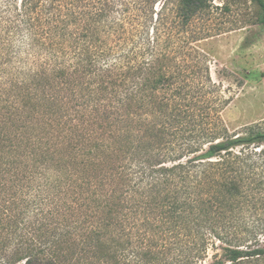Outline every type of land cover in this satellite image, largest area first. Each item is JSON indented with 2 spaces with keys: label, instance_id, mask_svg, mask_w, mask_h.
<instances>
[{
  "label": "trees",
  "instance_id": "16d2710c",
  "mask_svg": "<svg viewBox=\"0 0 264 264\" xmlns=\"http://www.w3.org/2000/svg\"><path fill=\"white\" fill-rule=\"evenodd\" d=\"M254 1L264 25V0ZM8 3L0 21V146L17 165L18 201L13 210L0 207V264H206L209 249L222 250L213 264L264 259V130L202 133L181 120L196 95L206 104L200 109L210 100L204 87L194 91L180 78L179 60L164 67L161 21L153 36L136 32L127 36L140 41L113 46L96 24L77 33L79 15H99L80 0ZM178 6L174 20L186 27L211 0ZM190 39L180 45L193 49ZM39 42L60 57L53 65L43 58L41 70L25 58ZM10 62L29 68L13 71ZM123 73L136 76L137 91L122 87L117 96L121 86L106 79ZM69 77L100 82L77 89L63 83ZM165 81L169 93L161 91ZM66 92L76 108L93 110L94 122L76 119L55 142L45 113L66 108Z\"/></svg>",
  "mask_w": 264,
  "mask_h": 264
},
{
  "label": "rangeland",
  "instance_id": "374dc122",
  "mask_svg": "<svg viewBox=\"0 0 264 264\" xmlns=\"http://www.w3.org/2000/svg\"><path fill=\"white\" fill-rule=\"evenodd\" d=\"M9 1L14 0H0V21L2 14H6L10 9ZM179 2L180 0H80L83 11L87 7L94 12L97 11L99 15L95 20L89 15H79L74 25H78L77 33L83 35L86 31L85 27L96 24L101 30L99 32L101 40L115 46L126 41H140V38L127 36L136 32L153 36L155 33L152 27L161 21V59L165 61L164 67L173 68L172 61L179 60L177 65L174 64L176 65L174 69L180 78L186 80L194 91L204 87L207 90L206 99L210 100L208 107L200 109L198 103L206 104L205 101L197 100L199 95H196L188 102L187 113L180 115L181 120L187 124L196 122L199 130L196 132L203 130L202 133L206 132L205 129L212 130L214 127L222 129L225 127L229 134L240 132L245 134L251 128L264 130V25L260 21L262 11L259 4L254 0H211V6L197 12L185 27L181 18L177 17L174 20ZM175 23L177 28L174 26ZM183 36L191 37L189 43L196 50L180 45ZM84 39L86 38L82 40ZM77 40L81 39L77 38ZM94 41L100 40L94 39ZM39 46L35 51H30L28 48L25 50V58H31V62L36 63L37 69L41 70L44 66L43 58L46 60L53 58L50 61L51 65L54 64V58H60L55 53H47L48 49H43L40 42ZM64 47L60 46L62 50ZM139 54L142 55L141 57H150L145 52L138 53V57ZM40 60L42 61L37 63ZM10 63L9 67L13 71L14 68L17 70L29 68L28 65ZM126 74L128 73L119 74V81L114 77L106 79L112 85L118 83L121 86L118 88L117 96L122 87H126L127 91L131 87L132 93L137 91L133 87V83L137 81L136 76L130 75L131 78H125ZM90 82L96 85L100 81L95 80L94 77H69L68 83H63L79 89ZM161 91L170 92L168 82H164ZM172 93H176L175 88ZM70 95L66 92L68 96L64 102L66 108L52 109L53 113H45V118L38 116L44 119L52 117L55 142L64 139L63 126L76 125V119L78 121H81L80 118L84 119L85 125L94 122L90 118L93 110L82 112V109L76 108L77 101L71 99L72 95ZM117 99L118 97L113 101L116 113L124 117L128 110L125 107H118ZM105 104L106 101L100 103L101 107ZM141 112L140 108L133 110L135 114ZM169 113H176V110L173 109ZM172 120L173 117H170L167 121ZM202 124L206 127L202 128ZM194 137L197 138L198 134L195 133ZM7 155L3 151V146H0V207L1 204L8 206L10 203L13 210L14 202L18 201L16 180L18 173L16 164L6 163ZM72 166L76 167L77 164ZM104 175L106 176L107 173ZM217 251L219 254L222 253L221 249H209L203 263L213 264ZM246 264H264V259L262 257L260 260Z\"/></svg>",
  "mask_w": 264,
  "mask_h": 264
}]
</instances>
